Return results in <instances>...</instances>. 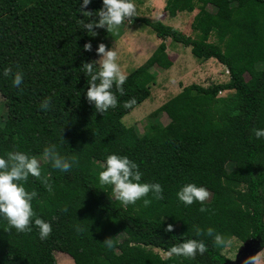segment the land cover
Returning a JSON list of instances; mask_svg holds the SVG:
<instances>
[{
	"label": "trees",
	"instance_id": "16d2710c",
	"mask_svg": "<svg viewBox=\"0 0 264 264\" xmlns=\"http://www.w3.org/2000/svg\"><path fill=\"white\" fill-rule=\"evenodd\" d=\"M101 6V0H91L79 11L76 0H0V71L12 66L24 72L19 89L0 78L6 110L0 154L16 149L36 156L53 186L49 193L31 177L26 185L37 191L36 215L52 224L49 237L41 240L35 227L16 233L0 220V264H56L54 253L68 255L73 264L229 263L224 249L210 240L208 252L194 259L167 256L170 246L193 237L192 225L214 227L243 244L256 239L263 248L264 138L256 139L252 130L264 128V0H166L170 18L200 9L193 36L136 15L131 23L149 27L162 43L126 76L124 95L117 92V107L104 114L87 101V78L79 67L98 58V44L110 48L114 32L94 29L92 36L77 20L96 18ZM167 40L190 49L196 60H215L229 79L184 87L154 114H165L169 125H154L139 136L121 121L150 97L152 70L172 67ZM85 43H91V51H84ZM46 97L52 107L43 111L39 105ZM132 97L136 104L125 108ZM48 143L77 157L69 172L42 159ZM113 152L138 164L142 182H159L163 199H152L148 207L140 201L124 207L110 187H101L97 174ZM232 158L238 159L243 181L225 175ZM188 182L209 191L207 212L201 213L198 203L185 208L178 202L176 191ZM77 224L82 232L75 230ZM168 224L172 232H165ZM107 238L116 242L113 249L103 244Z\"/></svg>",
	"mask_w": 264,
	"mask_h": 264
},
{
	"label": "clouds",
	"instance_id": "9594fccd",
	"mask_svg": "<svg viewBox=\"0 0 264 264\" xmlns=\"http://www.w3.org/2000/svg\"><path fill=\"white\" fill-rule=\"evenodd\" d=\"M76 3H79L78 9L81 11L91 3V0H76ZM101 4V8L95 13L96 18H89L87 21L77 18L83 30L92 33V36L97 34L94 29L115 32L125 20L131 22L137 14L133 0H101ZM83 13L89 12L84 11L82 15ZM83 49L91 51V43H85ZM95 51L98 59L82 62L79 68L87 78L85 93L87 101L94 106L97 113L104 114L109 109L117 107L116 93L124 95L123 85L127 77L118 63V53L114 48L106 50V45L100 43ZM0 78L10 79L11 85L19 89L24 83V72L18 67L14 70L12 66H7L0 71ZM135 104L136 99L132 97L125 101L123 106L131 108ZM39 107L43 111H48L52 107L50 98H44ZM252 134L256 139H262L264 128H254ZM42 159L52 169L61 173L69 172L77 163L75 155L61 154L55 143L43 146ZM101 169L97 174L99 185L110 187L114 199L124 207L136 205L137 201L148 207L152 199H163L162 185L159 182H142L143 173L139 170L138 164L127 155L115 152L107 154ZM30 177L38 181L49 193L53 191L50 174L42 170L41 161L36 156L16 149L0 154V220L6 221L7 228L14 229L16 233H28L35 227L39 238L45 240L53 230L52 224L36 215L34 211L33 201L37 198V191L26 187ZM150 193L151 198H149ZM209 195V191L204 186L194 182L185 183L176 191L179 203L185 208L198 203L201 213L209 210L205 203ZM63 211H67V208ZM192 229V238H183L182 242L179 241L167 249L166 254L169 258L194 259L198 254L202 256L209 250L206 240H210L212 246L220 250L231 247L233 243L231 237H226L214 227L201 228L192 225ZM75 230L82 232L84 229L77 224ZM164 230L172 232L173 225H166ZM115 243L112 238L103 241L108 249H113ZM257 259L255 255L251 256L244 261V264H257Z\"/></svg>",
	"mask_w": 264,
	"mask_h": 264
},
{
	"label": "rangeland",
	"instance_id": "374dc122",
	"mask_svg": "<svg viewBox=\"0 0 264 264\" xmlns=\"http://www.w3.org/2000/svg\"><path fill=\"white\" fill-rule=\"evenodd\" d=\"M133 2L136 4V15L153 21L158 20L165 26L172 27L186 36H193V27L200 9H196L192 13H179L174 18H170L164 11L166 0H135ZM209 7L207 6L206 9ZM108 43L110 48L112 47L117 51L118 63L127 76L136 68L144 65L162 41L157 39L149 27L126 21L114 32ZM165 45L166 54L172 62V67L169 70H161L157 67L152 70L155 84L151 86L150 97L121 121L125 127L135 128L139 136H143L154 125L163 128L169 125V119L165 114H154L163 104L178 95L184 87L192 84L206 87L211 84L225 83L229 79L226 69L215 60H196L191 55L190 49L172 43L170 40L165 41ZM225 94L227 93H222L219 96L224 97ZM5 111L0 96V123L4 120ZM167 136L166 133L162 139L167 138ZM237 160V158L231 159L230 169L226 170L225 175L243 181L244 176L237 173V170L240 171L241 169ZM233 163H236V171L233 169ZM232 241L231 247L223 251L229 261L226 264H244L247 258L254 255L258 258L257 264H264V247L259 246L258 240H250L247 244L235 239ZM160 255L166 256L163 253ZM54 258L56 264H73L71 258L64 253H54Z\"/></svg>",
	"mask_w": 264,
	"mask_h": 264
},
{
	"label": "water",
	"instance_id": "95a60500",
	"mask_svg": "<svg viewBox=\"0 0 264 264\" xmlns=\"http://www.w3.org/2000/svg\"><path fill=\"white\" fill-rule=\"evenodd\" d=\"M250 242V241H249ZM248 242L244 243V244H247Z\"/></svg>",
	"mask_w": 264,
	"mask_h": 264
},
{
	"label": "built area",
	"instance_id": "2783aa9c",
	"mask_svg": "<svg viewBox=\"0 0 264 264\" xmlns=\"http://www.w3.org/2000/svg\"><path fill=\"white\" fill-rule=\"evenodd\" d=\"M227 73V72H226Z\"/></svg>",
	"mask_w": 264,
	"mask_h": 264
}]
</instances>
